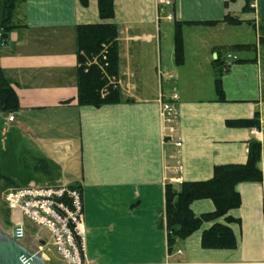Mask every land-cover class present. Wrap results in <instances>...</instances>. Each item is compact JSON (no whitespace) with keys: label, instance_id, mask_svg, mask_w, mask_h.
<instances>
[{"label":"crops","instance_id":"obj_1","mask_svg":"<svg viewBox=\"0 0 264 264\" xmlns=\"http://www.w3.org/2000/svg\"><path fill=\"white\" fill-rule=\"evenodd\" d=\"M162 1L113 0L122 100L93 107L77 103L76 28L102 22L98 0L86 7L23 0L25 27L0 43V74L19 101L9 124L44 148L45 157L35 158L55 168L50 186L80 189L87 264H264L263 177L235 186L233 250L201 249L207 223L169 251L164 215L166 184L178 190L210 180L216 166L246 164L251 140L260 145L264 172V0ZM227 14L243 22L227 25ZM176 23H187L181 66L174 62ZM218 58L227 63L222 101L214 92ZM173 97L177 125L169 134L160 99ZM253 119L255 127L229 125ZM190 208L197 217L214 211L210 200Z\"/></svg>","mask_w":264,"mask_h":264},{"label":"trees","instance_id":"obj_2","mask_svg":"<svg viewBox=\"0 0 264 264\" xmlns=\"http://www.w3.org/2000/svg\"><path fill=\"white\" fill-rule=\"evenodd\" d=\"M86 7L88 0H78ZM23 0H0V43L15 30L25 27L22 15ZM247 6V5H246ZM248 7V6H247ZM98 14L101 23L80 25L76 28L77 46V103L80 106L99 107L102 105L121 102V93L117 84L119 51L117 45L118 29L110 21L114 17L113 0H98ZM246 10V9H245ZM223 22L230 26L240 25L243 21L233 14H227ZM248 24L250 20H246ZM206 23L201 25H214ZM186 24L176 23L174 28V62L183 65L184 51L182 27ZM249 45H235L231 52L248 49ZM221 54V51H219ZM227 63L218 58L214 62L217 69L215 80L216 97L223 100L220 77L227 70ZM166 101L168 99H163ZM19 110V101L13 88L0 74V114L8 116ZM231 126L255 127V119L229 122ZM260 145L252 141L248 148V159L244 165L219 166L214 169L212 178L204 182L182 183L178 190L172 185H165V223L167 245L172 251L175 244L186 240L199 231L203 224L211 226L202 232L201 249L204 250H233L236 240L229 227L237 221L229 216L230 211L240 205L239 195L235 186L240 183L261 182L262 174L259 169L261 158ZM32 169L50 178L55 168L44 158H33ZM17 188L0 173V192ZM198 200H210L214 205L212 213L195 216L191 204ZM223 219V222L219 220Z\"/></svg>","mask_w":264,"mask_h":264},{"label":"built area","instance_id":"obj_3","mask_svg":"<svg viewBox=\"0 0 264 264\" xmlns=\"http://www.w3.org/2000/svg\"><path fill=\"white\" fill-rule=\"evenodd\" d=\"M162 3L166 6L171 5L167 0ZM175 101L174 97L166 101L160 99V117L165 123V130L170 134L175 132L177 124ZM14 120V114H9L6 123H13ZM177 146H180V143ZM261 174L264 178V172ZM4 202L13 214L17 213L21 220L18 224L21 230L27 220L30 224L48 231L52 246L63 264H87L84 260L85 226L79 188L50 185L14 188L4 193ZM42 256L49 261L48 256L44 254Z\"/></svg>","mask_w":264,"mask_h":264},{"label":"rangeland","instance_id":"obj_4","mask_svg":"<svg viewBox=\"0 0 264 264\" xmlns=\"http://www.w3.org/2000/svg\"><path fill=\"white\" fill-rule=\"evenodd\" d=\"M3 115H0V173L15 187L24 189L36 185H54L51 176L47 178L34 171L32 165L36 157H45L44 148L37 145L15 126L3 124ZM177 122V120H176ZM177 125V124H176ZM169 133V132H168ZM170 134V133H169ZM173 134V133H172ZM63 175L57 172V177ZM4 192H0V230L11 235L12 229L20 223V219L13 214L4 202ZM19 220V221H18ZM18 221V222H17ZM45 242L46 247L40 245ZM20 243L39 255H46L50 264H63L45 228L30 224L27 220L23 223L22 238Z\"/></svg>","mask_w":264,"mask_h":264},{"label":"water","instance_id":"obj_5","mask_svg":"<svg viewBox=\"0 0 264 264\" xmlns=\"http://www.w3.org/2000/svg\"><path fill=\"white\" fill-rule=\"evenodd\" d=\"M21 238L20 226L14 227L11 235L0 230V264H50L44 256L22 245ZM40 245L44 246L45 243L40 241Z\"/></svg>","mask_w":264,"mask_h":264},{"label":"bare ground","instance_id":"obj_6","mask_svg":"<svg viewBox=\"0 0 264 264\" xmlns=\"http://www.w3.org/2000/svg\"><path fill=\"white\" fill-rule=\"evenodd\" d=\"M15 215L18 217L17 213H15ZM18 219H19V217H18ZM18 221H19V220H18ZM18 221H17V222H18Z\"/></svg>","mask_w":264,"mask_h":264}]
</instances>
